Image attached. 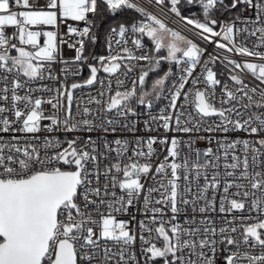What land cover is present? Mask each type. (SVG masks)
Wrapping results in <instances>:
<instances>
[{
    "label": "snow or ice",
    "instance_id": "6c2138e0",
    "mask_svg": "<svg viewBox=\"0 0 264 264\" xmlns=\"http://www.w3.org/2000/svg\"><path fill=\"white\" fill-rule=\"evenodd\" d=\"M0 264H264V0H0Z\"/></svg>",
    "mask_w": 264,
    "mask_h": 264
},
{
    "label": "trees",
    "instance_id": "16d2710c",
    "mask_svg": "<svg viewBox=\"0 0 264 264\" xmlns=\"http://www.w3.org/2000/svg\"><path fill=\"white\" fill-rule=\"evenodd\" d=\"M181 10H182V14L184 15L198 14L201 11L198 5L185 6L184 4L181 5ZM136 16L137 14L134 11L129 10L124 17L117 16L115 21H113L112 19L104 20L99 28V36H100L99 42L94 47L90 45L89 51H94L97 54L104 52L105 30L108 28V25L110 23H119L124 20L132 21ZM98 21H99V18H98ZM143 42H145L146 44L150 43L146 37L144 38ZM167 67H168L167 63L163 64V67L157 70L156 75H159ZM154 78L155 77L150 73V76L148 78L149 83H151V80Z\"/></svg>",
    "mask_w": 264,
    "mask_h": 264
},
{
    "label": "built area",
    "instance_id": "2783aa9c",
    "mask_svg": "<svg viewBox=\"0 0 264 264\" xmlns=\"http://www.w3.org/2000/svg\"><path fill=\"white\" fill-rule=\"evenodd\" d=\"M246 15H249V14H246ZM173 18H174V14H169V16L167 17V20H168V23H169V26H171V27H174V28H178L179 30H181V31H183V25L182 24H180V25H177V24H174L173 22H172V20H173ZM81 26H83L82 25V23H81ZM8 31H9V33L10 32H12L13 31V29H8ZM64 31H66V29H62V32H64ZM190 37H191V33H187ZM69 40H70V42H71V38H68ZM143 42V41H142ZM143 43H145V42H143ZM146 44V43H145ZM213 45H209L208 46V51L209 52H212L213 51ZM105 51H106V49H105V37H104V52H102V53H100V54H104L105 53ZM14 54V53H13ZM64 55L66 56V57H71L72 55H74V53L73 52H71V51H69L68 49H67V47L65 46L64 47ZM229 55H232V54H229ZM234 58H236V59H240L238 56H236V57H234ZM214 67V71H216L218 74L219 73H223V75H219L218 76V78H220L222 81H226L227 80V78H228V73L226 72V71H224V68H223V65L219 62V61H217V63L213 66ZM87 70L85 69L84 71H83V76H87ZM102 75H104V74H102ZM43 83V82H42ZM217 93L219 94V87L217 88ZM77 95H79V93H77ZM163 103H164V101H160L159 102V106H162L163 105ZM138 107H141V110H143L142 109V106H138ZM142 126V125H141ZM141 134H144V133H141ZM151 135H157V133H155V132H153V133H150ZM145 135H148V134H145ZM159 135H163V130L161 129V131H160V133H159ZM239 135H241V136H243V135H245V134H243V133H240ZM206 145H205V143L204 142H200L199 144H198V147H200V148H204ZM154 147L159 151L160 149H161V145L159 144V143H157L156 145H154ZM163 157L161 156V159H162ZM126 218V217H125Z\"/></svg>",
    "mask_w": 264,
    "mask_h": 264
},
{
    "label": "rangeland",
    "instance_id": "374dc122",
    "mask_svg": "<svg viewBox=\"0 0 264 264\" xmlns=\"http://www.w3.org/2000/svg\"><path fill=\"white\" fill-rule=\"evenodd\" d=\"M165 54L164 52H161V55Z\"/></svg>",
    "mask_w": 264,
    "mask_h": 264
}]
</instances>
